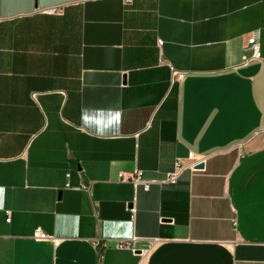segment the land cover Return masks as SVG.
<instances>
[{
  "label": "crops",
  "instance_id": "obj_1",
  "mask_svg": "<svg viewBox=\"0 0 264 264\" xmlns=\"http://www.w3.org/2000/svg\"><path fill=\"white\" fill-rule=\"evenodd\" d=\"M0 264H264V0H0Z\"/></svg>",
  "mask_w": 264,
  "mask_h": 264
},
{
  "label": "built area",
  "instance_id": "obj_2",
  "mask_svg": "<svg viewBox=\"0 0 264 264\" xmlns=\"http://www.w3.org/2000/svg\"><path fill=\"white\" fill-rule=\"evenodd\" d=\"M126 3H131L132 0H125ZM46 12L50 15L52 14H56L58 12H60L59 8H51L46 10ZM258 35L255 34L253 37H251L249 39V49L252 50V55L250 57L244 55L243 57V61L244 63H249L252 61H256L259 60L261 58V52H260V48H259V43H258ZM179 78L180 75L178 72H174V78ZM204 164V161L202 159H198L197 157H191L189 164L185 165L183 160H178L176 162V166H175V170L172 173H169L167 176V182H171V183H175L181 172L183 171L184 168H190L192 171H198L200 169H197V166L200 164ZM121 178L126 181V182H130L132 183L135 187H139L142 186L143 189L145 191H149L150 187H151V183L148 181H145L143 179V172L140 170L135 171V173L131 174V175H121ZM87 189V188H85ZM132 212H135L134 209H131ZM8 221H10V218H8ZM37 239L39 240H45L48 239L47 235L39 232L37 235ZM96 245H98V243H96ZM119 249H126V248H130L131 245L129 242H125V241H120L118 246ZM134 251V250H133ZM141 255H143V253H141Z\"/></svg>",
  "mask_w": 264,
  "mask_h": 264
},
{
  "label": "water",
  "instance_id": "obj_3",
  "mask_svg": "<svg viewBox=\"0 0 264 264\" xmlns=\"http://www.w3.org/2000/svg\"><path fill=\"white\" fill-rule=\"evenodd\" d=\"M203 168H204V164L203 163L197 166V169H203Z\"/></svg>",
  "mask_w": 264,
  "mask_h": 264
}]
</instances>
